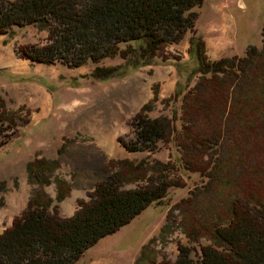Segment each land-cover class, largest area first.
I'll return each mask as SVG.
<instances>
[{"label":"trees","instance_id":"16d2710c","mask_svg":"<svg viewBox=\"0 0 264 264\" xmlns=\"http://www.w3.org/2000/svg\"><path fill=\"white\" fill-rule=\"evenodd\" d=\"M202 2L0 0V34L12 38L16 34L12 27L19 29L26 25L45 30L42 43L17 44L15 56L31 64L60 63L70 68L89 61L93 66L84 76L100 82L122 78L138 67L160 61L157 54L165 46L177 44L188 34L187 58L173 61L176 79L171 93L162 101L169 114L148 117L145 111L156 97L150 98L132 117V140L125 142L117 137L116 141L129 152L154 151L158 142L172 137L181 148L176 168L198 174L206 187L218 183L217 191L235 182L234 169L231 178L227 175L230 164L244 162V156L239 157V143L245 135L240 137L241 129L258 125L252 134L260 135V127L264 128L261 118L264 96L255 95L258 97L255 101L246 97L237 105L231 103L236 78L254 79L251 74L254 60L264 57V25L258 49L249 46L243 56L209 60L201 36L194 31L195 8ZM103 59L112 62L100 64ZM2 78L43 83L32 73L2 70ZM193 78L194 84L189 85ZM215 91L218 92L213 94ZM177 102H180L178 116ZM4 105L0 99V146L17 125ZM177 120L179 125L175 129L173 122ZM223 135L231 148L224 149L220 143ZM52 164L44 165L42 159L28 161L25 168L29 183L47 184L45 177ZM130 168L132 180L143 177L140 163ZM222 171L224 176L218 181ZM152 176L146 184L132 189H119L116 183L98 181L91 192L85 193L87 199L77 200L76 209L67 217L58 214L52 199L40 188L32 190L24 208L0 231V264H75L87 247L128 224L148 205L164 202L169 186H183L179 179ZM239 192L240 196H233L227 204L226 221L186 224L188 240L204 237L209 241L207 244L198 243L197 251L191 245H177L173 260L160 259L152 264H264V190L261 194ZM61 197V193L56 194L54 199L58 201ZM187 199H180L173 207L183 205Z\"/></svg>","mask_w":264,"mask_h":264},{"label":"rangeland","instance_id":"374dc122","mask_svg":"<svg viewBox=\"0 0 264 264\" xmlns=\"http://www.w3.org/2000/svg\"><path fill=\"white\" fill-rule=\"evenodd\" d=\"M195 11L194 31L204 42L207 59L243 56L247 47H260L264 0H203ZM45 34V30L28 25V29L9 42L10 56L1 62L18 63L20 58L15 56V46L42 43ZM187 36L185 34L177 44L165 46L157 54L160 61L138 67L122 78L101 82L88 78L84 75L93 64L87 61L78 68L60 63L39 64L42 84L0 80V99L17 124L0 146V231L24 208L29 193L37 188L52 199L60 216L67 217L76 209L77 200L87 199L85 193L91 192L98 181L116 183L119 189H132L146 184L152 174L165 180L179 179L183 186H169L164 202L148 205L128 224L87 247L75 261V264H134L135 261L152 264L160 259L173 260L177 245H191L197 251L198 243L209 242L204 237L198 241L188 240L186 224L194 221L196 225L208 224L214 220L222 223L228 217L229 200L239 197V191L247 195L263 192L264 128L260 127V135L252 134L258 125L241 129L240 137L245 135L239 143V157L243 155L244 162L230 164L227 175L231 178L234 169L235 182L217 191L218 183L211 181L208 188L198 174L176 168L175 160L181 157V148L172 137L158 142L154 151L129 152L116 141L117 137L125 142L132 140V117L150 98L156 97L145 111L148 117L169 114L162 101L171 93L176 79L173 61L187 58ZM109 62L112 61L103 59L100 64ZM253 64L254 79L236 78L232 105L246 97L255 101L257 95L264 96V57H256ZM194 81L195 78L189 85ZM44 84H49L46 91L52 103L42 108L43 95L38 89ZM179 104L176 103L177 116ZM235 105L233 111L236 112L240 104ZM178 125L179 120L173 122L175 129ZM225 139L223 135L220 143L222 141L224 149L231 148ZM32 159H42L44 165L53 163L45 177L47 184L29 183L25 167ZM138 163L144 175L132 180L130 166ZM224 172L226 175L228 170ZM223 176L222 171L218 181ZM60 193L62 197L56 201L54 197ZM180 199L187 200L173 207Z\"/></svg>","mask_w":264,"mask_h":264},{"label":"crops","instance_id":"0c3cea01","mask_svg":"<svg viewBox=\"0 0 264 264\" xmlns=\"http://www.w3.org/2000/svg\"><path fill=\"white\" fill-rule=\"evenodd\" d=\"M12 29H13V31L16 32V34L12 38L7 39L6 34H0V67H1V69L4 71H10V72L32 73V74H34L40 78L39 72L41 71V65H39V64H35V63L31 64L27 60H23V59H20V61H18V63H16V62L11 63L12 61L1 62V59H7L10 56L11 46H10L9 42L15 36L20 35L25 29H28V25H26L22 28H19V29L12 27ZM41 32L42 31L39 32V35L42 34ZM35 36L37 37L38 34H35ZM48 85L49 84H47V85L44 84L43 85L44 87H42V89H41V87H40V89H38L40 91V93L43 95V103L41 104L42 108H45L47 106V104L52 103L50 96L48 95V92L46 91V88L48 89ZM70 193H71V190L69 191V195H70ZM63 199H65V197ZM70 212H72V211H70Z\"/></svg>","mask_w":264,"mask_h":264}]
</instances>
